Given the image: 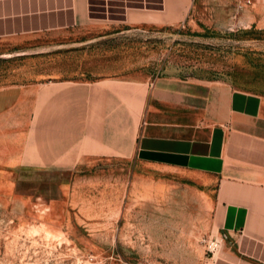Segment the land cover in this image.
<instances>
[{"label": "rangeland", "instance_id": "1", "mask_svg": "<svg viewBox=\"0 0 264 264\" xmlns=\"http://www.w3.org/2000/svg\"><path fill=\"white\" fill-rule=\"evenodd\" d=\"M192 1V12L178 20L139 11L123 21L0 37V90L22 91L16 106L24 120L29 86L103 78L149 87L164 77L220 84L264 109V0L243 10L235 0ZM20 132L0 146L20 147ZM77 170L62 200L0 195V264H210V240L218 239V253L226 236L213 224L216 212L229 210L245 187L107 153ZM5 175L0 170V180Z\"/></svg>", "mask_w": 264, "mask_h": 264}, {"label": "crops", "instance_id": "2", "mask_svg": "<svg viewBox=\"0 0 264 264\" xmlns=\"http://www.w3.org/2000/svg\"><path fill=\"white\" fill-rule=\"evenodd\" d=\"M237 1L234 8L240 10ZM193 5L192 0H0V37L67 29L89 20L123 21L139 11L178 20ZM28 88L33 89L26 120L21 105L16 106L22 91L0 90V139L21 131L20 147L9 151L0 146V159L9 160L0 163L6 174L0 195L39 204L62 200L79 166L100 153L244 182L236 193L242 198L216 212L213 224L226 236L210 264H264L260 101L225 85L169 77L151 87L103 78Z\"/></svg>", "mask_w": 264, "mask_h": 264}, {"label": "built area", "instance_id": "3", "mask_svg": "<svg viewBox=\"0 0 264 264\" xmlns=\"http://www.w3.org/2000/svg\"><path fill=\"white\" fill-rule=\"evenodd\" d=\"M249 3H250V0H238L237 1V8L241 9L243 6H245ZM218 245H219V241L217 238L211 239L209 244H208V251L210 253H213L218 248Z\"/></svg>", "mask_w": 264, "mask_h": 264}]
</instances>
